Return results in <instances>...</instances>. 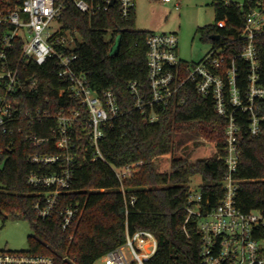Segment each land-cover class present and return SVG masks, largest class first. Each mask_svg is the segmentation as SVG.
<instances>
[{"label": "trees", "instance_id": "1", "mask_svg": "<svg viewBox=\"0 0 264 264\" xmlns=\"http://www.w3.org/2000/svg\"><path fill=\"white\" fill-rule=\"evenodd\" d=\"M259 1L243 0L241 7L226 0H214L215 24L199 27L202 40L214 46L222 41L235 43L244 25L245 13ZM62 22L67 30L78 35L75 48L67 50L77 54L74 69L85 74L98 92L113 91L121 115L104 128L100 142L103 159L92 161L93 150L81 129L72 133L73 182L70 192L63 195L61 208L79 204L82 214L67 232L62 231L58 219L49 221L37 216L34 206L45 189L28 183L33 173L51 175L61 170L60 166L43 168L32 164L29 159L35 153L60 151L52 145L34 148L26 138L30 133L47 136L56 121L20 123L23 134L7 135L0 130V145L5 149L0 156V217L4 216L1 211H5L27 220L33 231L28 237L29 252L53 256L59 264H71L64 257L76 260L77 264H94L124 244L127 228L130 232L147 230L157 236L159 247L149 264H201L196 220L191 219L185 225L189 186L192 178L200 175L204 197L216 204L222 196L220 181L225 167L217 156L196 161L189 160L188 156L174 158L175 137L195 132L216 142L221 152L224 122L215 114L211 100L201 98L192 89L184 105L172 102L157 107L159 120L153 124L147 122L146 116L136 108V99L129 87L131 82H137L140 88L148 90L146 40L150 32L135 27V13L129 22L120 20L117 7L90 17L68 1ZM212 35H219L220 40L211 41ZM118 37L121 38L120 52L111 57V47ZM20 50L21 42H18L17 54ZM58 72L55 59L43 66L30 64L22 71L25 84L29 78L38 82L37 89L26 90L23 104L49 109L54 115L63 109L81 110L82 106L69 94L68 82L60 80ZM65 87L67 94L61 96L59 91ZM79 130L81 133L77 135ZM241 149L236 178L242 182L236 196L237 207L245 213L264 210V141L245 136ZM165 155L173 157L169 172L159 171L154 164L156 158ZM137 162L142 165L134 178L124 181V195L112 167ZM131 198L135 200L133 204Z\"/></svg>", "mask_w": 264, "mask_h": 264}, {"label": "built area", "instance_id": "2", "mask_svg": "<svg viewBox=\"0 0 264 264\" xmlns=\"http://www.w3.org/2000/svg\"><path fill=\"white\" fill-rule=\"evenodd\" d=\"M68 1L90 17L117 7L120 20L126 22L131 20L136 6L135 0H115L114 4L113 0H0V130L7 135L23 134L20 123L56 121L47 136L30 133L26 138L34 148L52 145L60 151L35 153L29 159L32 164L43 168L60 166L61 170L51 175L33 173L28 183L45 189L34 206L37 216L42 220L58 219L63 232L69 231L82 214L79 204L61 208L63 195L70 192L73 182L72 133L81 129L93 150L92 161L103 159L100 142L104 128L121 115L113 91L98 92L85 74L74 69L77 54L67 50L75 48L78 35L67 30L62 22ZM173 1L161 0L164 4ZM175 5L179 8L180 2ZM178 41L176 33H149L146 40L148 90L140 88L137 82L129 85L136 108L153 124L159 120L157 107L172 102L184 105L190 89L201 98L211 100L215 114L224 122V146L221 152L217 149V159L225 167L220 181L222 196L212 204L204 197L203 180L196 189L189 186L185 225L191 219L196 220L201 264H264V210L245 213L236 203L242 182L236 178L241 140L248 136L264 141V0L245 13V22L235 43L222 41L218 46L213 45L198 63L180 59ZM18 42L21 50L17 54ZM233 48L237 52H231ZM50 59L56 60L59 79L68 82L69 94L82 106L81 110L63 109L54 115L49 109L23 104L26 90L37 89L38 82L29 78L25 84L22 71L30 64L43 66ZM59 94H67V88L60 89ZM4 151L0 145V156ZM141 165L142 162H137L112 167L124 195V181L134 178ZM130 201L133 204L135 200ZM129 230L126 229L124 244L102 257L104 264H149L155 256L159 247L157 236L147 230ZM64 261L78 263L68 257ZM0 264L59 263L53 256L29 251H0Z\"/></svg>", "mask_w": 264, "mask_h": 264}, {"label": "rangeland", "instance_id": "3", "mask_svg": "<svg viewBox=\"0 0 264 264\" xmlns=\"http://www.w3.org/2000/svg\"><path fill=\"white\" fill-rule=\"evenodd\" d=\"M180 7H176V2ZM242 4L243 0H226ZM214 0H174L164 4L161 0H135V27L153 33H176L178 35V55L187 62L198 63L211 50L213 43L202 40L199 27L215 24ZM110 34L107 36L109 37ZM174 158L186 156L189 160L208 159L217 156L216 142L195 132L182 133L175 137ZM189 154V155H188ZM172 155L160 156L154 164L161 172H169ZM202 177L192 178L190 187L198 188ZM0 217V251L24 252L30 250L28 237L33 235L32 226L27 220L14 217L5 211ZM102 258L94 264H104Z\"/></svg>", "mask_w": 264, "mask_h": 264}, {"label": "water", "instance_id": "4", "mask_svg": "<svg viewBox=\"0 0 264 264\" xmlns=\"http://www.w3.org/2000/svg\"><path fill=\"white\" fill-rule=\"evenodd\" d=\"M115 0L112 1V4H114ZM220 39V36L219 35H212L210 37V40L211 41H218ZM120 47H121V38L118 37L115 41V43L113 44V46L111 47V50H110V55L111 57H114V56H117L120 52ZM1 174V173H0Z\"/></svg>", "mask_w": 264, "mask_h": 264}]
</instances>
